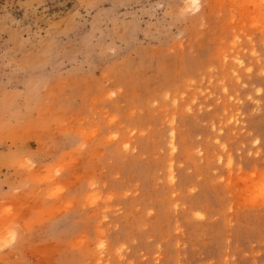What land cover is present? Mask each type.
I'll return each instance as SVG.
<instances>
[{
	"label": "rangeland",
	"instance_id": "obj_1",
	"mask_svg": "<svg viewBox=\"0 0 264 264\" xmlns=\"http://www.w3.org/2000/svg\"><path fill=\"white\" fill-rule=\"evenodd\" d=\"M0 264H264V0H0Z\"/></svg>",
	"mask_w": 264,
	"mask_h": 264
}]
</instances>
